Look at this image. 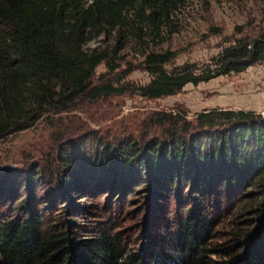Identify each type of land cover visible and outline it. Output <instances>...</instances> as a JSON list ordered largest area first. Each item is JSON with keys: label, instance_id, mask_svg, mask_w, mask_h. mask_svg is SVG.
<instances>
[{"label": "trees", "instance_id": "16d2710c", "mask_svg": "<svg viewBox=\"0 0 264 264\" xmlns=\"http://www.w3.org/2000/svg\"><path fill=\"white\" fill-rule=\"evenodd\" d=\"M184 2L0 0V138L26 129L47 107L64 109L84 96L122 91L111 85L91 88L90 81L102 62L117 67L114 61L130 41L142 48L150 80L138 92L148 99L264 61L263 31L251 39L229 38L215 69L195 73L188 64L166 70L174 51L149 50V45L176 31L174 14ZM112 34L118 39L112 55L98 47L85 49L89 41ZM161 117L159 123L173 126L164 139L130 137L115 144L98 137L94 152L83 146L60 154L63 162L51 180L53 190L42 195L45 201L31 191L40 176L37 169L0 175V264H264V199L243 210L255 212L261 233L252 235L247 224L222 244H212L206 208V197L219 187H264V117L241 109H210L200 112L193 126L183 120L180 127L175 115ZM144 179L152 191L185 183L195 189L191 206L169 228L170 253L146 248V243L143 253L131 252L124 238L101 222L78 236L71 228L85 224L66 217L65 210L53 219L49 215L60 200L72 201L93 189H127ZM168 189L157 195L167 197ZM4 203L7 211L1 212ZM215 253L218 260H212Z\"/></svg>", "mask_w": 264, "mask_h": 264}, {"label": "rangeland", "instance_id": "374dc122", "mask_svg": "<svg viewBox=\"0 0 264 264\" xmlns=\"http://www.w3.org/2000/svg\"><path fill=\"white\" fill-rule=\"evenodd\" d=\"M174 22L176 31L160 44L150 43L149 50L174 51V57L166 65L168 71H179L193 64V71L200 73L218 67L215 59L229 38L251 39L264 31V0H185L175 12ZM117 42L116 34L102 35L84 47L86 50L98 47L112 55L111 49ZM141 50V46L130 41L114 61L117 67L111 69L102 62L95 69L91 88L111 85L123 88L122 91L101 93L95 98L84 96L64 109L47 107L26 129L0 138V175L27 174L28 169H37L40 176L31 191L42 200V195L53 190L51 180L63 162L60 154L64 155L67 150L78 151L83 146L87 152H94L98 149L95 143L98 137L115 144L130 137L164 139L166 130L173 126L158 122L162 114L180 118L179 127L184 121L193 126L197 115L210 109H241L264 117V61L242 72L220 73L196 85L187 83L173 95L148 99L138 92V87L150 80L142 63ZM130 67L133 71L123 77V72ZM147 183L144 179L127 189H93L95 191L77 195L72 201L60 200L52 206L49 215L53 219L55 213L65 210L66 217L85 224L71 228L78 236L93 230L94 222H101L124 238L131 252L143 253L146 243V248L153 246L156 252L162 249L170 253L169 228L191 206L195 189L191 185L186 188L185 183L177 189L167 188L170 190L167 197H160L157 191L164 193L167 189L152 191ZM262 189L264 187L255 185L225 186L206 197L212 244H222L233 230L247 224L252 235L261 233L255 212L244 213L243 210L244 205L252 202L257 205L264 199ZM21 193H25L24 189ZM7 204H3L1 212L7 211ZM58 206L64 207L61 210ZM211 257L219 259L217 253Z\"/></svg>", "mask_w": 264, "mask_h": 264}]
</instances>
